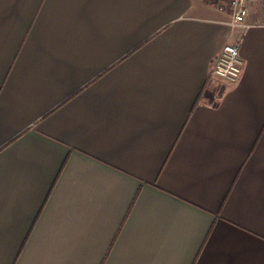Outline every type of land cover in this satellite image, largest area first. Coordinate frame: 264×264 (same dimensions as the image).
I'll list each match as a JSON object with an SVG mask.
<instances>
[{
  "label": "crops",
  "instance_id": "crops-1",
  "mask_svg": "<svg viewBox=\"0 0 264 264\" xmlns=\"http://www.w3.org/2000/svg\"><path fill=\"white\" fill-rule=\"evenodd\" d=\"M245 20L0 0V264H264V16ZM235 42L239 78L213 79Z\"/></svg>",
  "mask_w": 264,
  "mask_h": 264
},
{
  "label": "built area",
  "instance_id": "built-area-1",
  "mask_svg": "<svg viewBox=\"0 0 264 264\" xmlns=\"http://www.w3.org/2000/svg\"><path fill=\"white\" fill-rule=\"evenodd\" d=\"M205 3L225 14L229 18L231 27L252 26L253 23H248L245 19L255 9L261 10L264 16V0H205ZM259 25L264 26V21L255 24V26ZM211 62L209 73L213 79L236 81L241 74L243 64L239 55V42L224 44Z\"/></svg>",
  "mask_w": 264,
  "mask_h": 264
},
{
  "label": "water",
  "instance_id": "water-1",
  "mask_svg": "<svg viewBox=\"0 0 264 264\" xmlns=\"http://www.w3.org/2000/svg\"><path fill=\"white\" fill-rule=\"evenodd\" d=\"M225 86L224 85H221L219 86V88H207L206 89V94L204 95V97L207 99V103L208 104H212L214 103L215 101V98L220 96L221 93L223 92Z\"/></svg>",
  "mask_w": 264,
  "mask_h": 264
},
{
  "label": "flooded vegetation",
  "instance_id": "flooded-vegetation-1",
  "mask_svg": "<svg viewBox=\"0 0 264 264\" xmlns=\"http://www.w3.org/2000/svg\"><path fill=\"white\" fill-rule=\"evenodd\" d=\"M219 88V87H218ZM217 89V88H216Z\"/></svg>",
  "mask_w": 264,
  "mask_h": 264
}]
</instances>
